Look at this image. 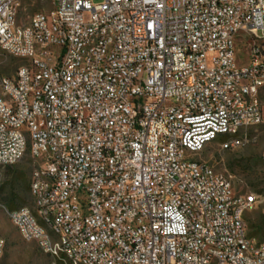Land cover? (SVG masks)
I'll return each mask as SVG.
<instances>
[{"label":"built area","instance_id":"built-area-1","mask_svg":"<svg viewBox=\"0 0 264 264\" xmlns=\"http://www.w3.org/2000/svg\"><path fill=\"white\" fill-rule=\"evenodd\" d=\"M49 1L57 3L53 37L43 32L41 11L29 18L37 30L29 20L4 22L12 0H0V46L35 62L34 71L0 80V166L18 163L29 148L51 167L44 198L69 234L65 244L86 263L264 264V238L242 244L238 214L230 213L239 204L246 215L254 196L237 193L228 175L196 159L209 145L206 130L233 126L238 138L220 146L226 150L242 130L264 122V0ZM239 20L253 33L245 63L237 55ZM98 26L108 33L90 51V65L78 67L77 47ZM111 28L122 30L123 46L104 58ZM56 44L62 60L52 57ZM69 59H77L75 69ZM135 69H144L143 80H134ZM7 95L17 106L7 105ZM249 115H257L255 124ZM181 147L193 149L194 159L183 158ZM102 190L116 197L103 198ZM27 209L8 218L23 227L25 241L50 251ZM186 233L195 242L184 243Z\"/></svg>","mask_w":264,"mask_h":264},{"label":"rangeland","instance_id":"rangeland-1","mask_svg":"<svg viewBox=\"0 0 264 264\" xmlns=\"http://www.w3.org/2000/svg\"><path fill=\"white\" fill-rule=\"evenodd\" d=\"M47 8V0H24L17 22L24 24L34 11ZM242 36L237 41L239 63H245V51L253 42V36ZM24 64L25 61L0 50V77L14 76L17 68ZM259 97L264 113V87L260 90ZM239 138L241 141H237L233 148L223 150L220 143L230 139L219 136L196 159L209 162L216 171L228 175L237 193L257 196L256 204L245 215V223L249 236L261 240L264 238V161L261 158L264 151V122L242 130ZM39 165L28 151L18 163L0 166V233L5 240L0 264H50V258L40 251L37 243L23 240L7 216V211L22 207L34 212L30 182L32 172Z\"/></svg>","mask_w":264,"mask_h":264},{"label":"bare ground","instance_id":"bare-ground-1","mask_svg":"<svg viewBox=\"0 0 264 264\" xmlns=\"http://www.w3.org/2000/svg\"><path fill=\"white\" fill-rule=\"evenodd\" d=\"M24 0H12L11 6H4L3 20L4 22H12V26L22 25L17 22L18 14L22 7ZM48 2L47 9H39L41 11L43 32L46 37H53L54 34V19L57 18V3L53 1ZM30 30H37V20H29ZM247 20H239L238 31L243 34L253 36L251 31H246ZM102 33H108V26H98V33H94L89 36L87 40L81 42L77 47L78 67H88L90 65V51L94 50V46L102 42ZM112 39H105L103 44V56L104 58H111V48L123 46V32L119 28H111ZM243 37V36H242ZM240 37L237 38V41ZM241 40V39H240ZM0 50L11 55V50L7 46H0ZM63 44H56L55 50H52V57L55 60H62ZM259 56L264 58V44H259ZM17 68L20 72H29L35 70V62H27ZM77 67V59H69L68 69H75ZM115 75H122V68H115ZM144 69H135L134 80H143ZM0 80H7V77H0ZM114 93H121V83H114ZM0 100H6V93L0 89ZM7 105L17 106V98L15 95H7ZM78 121H85V114H78ZM257 122V115L248 116V124H255ZM238 131L233 130V126H226L218 130L217 128H210L206 130V137H209V144L217 140L219 136H226L230 140L236 138ZM229 141V140H228ZM228 141H223L220 146H225ZM237 143V142H236ZM235 143V144H236ZM233 144L229 148L235 146ZM240 144V143H239ZM228 148V149H229ZM203 149H201L202 151ZM29 151V148H22L19 156V161ZM30 153V151H29ZM180 155L185 159H194L193 149L190 147H181ZM264 155V151L262 153ZM264 161V159H263ZM38 178V184H37ZM37 184V185H36ZM50 184H53V176L51 175V167H45L43 163L32 172L30 191L34 198V212L27 209L28 220L36 225L38 228V234L46 237L50 241L49 249H41L40 251L50 258V264H90L85 262L84 256H77L71 245H66L65 242H69V234L65 231V227H62V220L56 217V212L53 211L52 205H49V198H44V192L50 191ZM36 185V186H35ZM254 196L249 200V211L257 202V196ZM103 198L116 197V190H102ZM25 207L7 211L8 214L18 213L24 210ZM239 212V204H230V213L238 214L237 222L239 227H243L241 242L242 244H249L251 237L248 234V230L245 223V213ZM214 213H222V206H214ZM12 222V220H10ZM21 238H24L23 227H16ZM253 239V238H252ZM0 240H3L2 250L5 244V240L0 233ZM184 243L195 242L194 233H186L183 235ZM250 252H257V245H250Z\"/></svg>","mask_w":264,"mask_h":264},{"label":"trees","instance_id":"trees-1","mask_svg":"<svg viewBox=\"0 0 264 264\" xmlns=\"http://www.w3.org/2000/svg\"><path fill=\"white\" fill-rule=\"evenodd\" d=\"M252 236V235H251Z\"/></svg>","mask_w":264,"mask_h":264}]
</instances>
